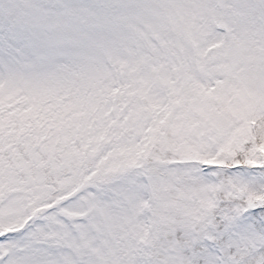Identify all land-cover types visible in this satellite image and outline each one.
Listing matches in <instances>:
<instances>
[{"label": "snow or ice", "instance_id": "obj_1", "mask_svg": "<svg viewBox=\"0 0 264 264\" xmlns=\"http://www.w3.org/2000/svg\"><path fill=\"white\" fill-rule=\"evenodd\" d=\"M0 264H264V0H0Z\"/></svg>", "mask_w": 264, "mask_h": 264}]
</instances>
